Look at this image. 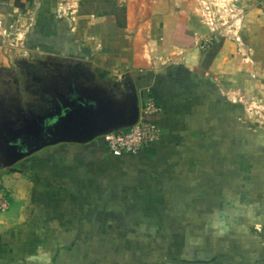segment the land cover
Instances as JSON below:
<instances>
[{"label": "crops", "instance_id": "obj_1", "mask_svg": "<svg viewBox=\"0 0 264 264\" xmlns=\"http://www.w3.org/2000/svg\"><path fill=\"white\" fill-rule=\"evenodd\" d=\"M149 1L141 24L148 0L0 8L32 59L72 57L100 87L130 74L161 131L137 155L101 136L0 165V264H264V10L240 0L237 38L202 50L188 0Z\"/></svg>", "mask_w": 264, "mask_h": 264}, {"label": "water", "instance_id": "obj_2", "mask_svg": "<svg viewBox=\"0 0 264 264\" xmlns=\"http://www.w3.org/2000/svg\"><path fill=\"white\" fill-rule=\"evenodd\" d=\"M76 78L72 81L74 88H66L54 113L44 118L43 123L31 125L27 136L22 133L15 136L16 150L26 142L29 147L19 154L3 156L2 170L12 171L16 164L46 148L97 142L103 135L129 129L138 123L140 97L130 74H126L123 82L116 84L113 90L100 86L79 88L81 85ZM118 88L123 91L121 94Z\"/></svg>", "mask_w": 264, "mask_h": 264}, {"label": "rangeland", "instance_id": "obj_3", "mask_svg": "<svg viewBox=\"0 0 264 264\" xmlns=\"http://www.w3.org/2000/svg\"><path fill=\"white\" fill-rule=\"evenodd\" d=\"M118 1L119 0H84L86 8L87 5L89 8L94 7L99 14L117 13L123 16V8H125V5ZM246 1L254 4L256 7H261L262 0ZM146 3L148 4L146 11L143 13L142 10H138L137 12L140 13L135 14V23L138 22L141 24L142 17L146 21L151 19L153 15L151 6L149 5L151 1L148 0ZM239 4L240 2L238 3L232 0H188L187 7L190 8L192 16L190 22H197L201 27L208 29L207 21L213 18L216 25H218V32H222L223 36H225L226 33L223 31L227 26H223V23L230 22V24H233L235 20L240 19L242 15L241 11H243V9ZM206 7H209V10H206ZM234 15H237V17ZM231 31H234V27ZM26 35L27 33H24L23 37L19 35L16 36L10 26H5L4 23L0 24V69L6 73L0 77V85L2 86L0 88V96L7 92V96H17V98H20L28 106H35L37 102L41 101L39 99L40 91L37 89L30 91V88L27 87V85L29 86V78H27V75L42 76L44 78L43 80L46 81L45 84L48 86L47 93L49 97L53 96L56 92H59V94L61 92L62 96L67 87L71 86L74 88L72 82L73 77L76 78L74 75H77L76 72H78V70H82V66L72 57L50 58L44 56L43 59L46 61L43 62L32 59L31 53L28 52L29 48L26 43H24ZM1 46L4 48L1 49ZM83 69V71H86L85 68ZM77 81L81 86H86L87 84L85 79H80L79 77ZM114 86L112 82H109L107 88L113 90L112 88H115ZM117 90L120 94L122 93L120 88ZM2 161L4 162V158L3 155L0 154L1 166L3 165Z\"/></svg>", "mask_w": 264, "mask_h": 264}, {"label": "flooded vegetation", "instance_id": "obj_4", "mask_svg": "<svg viewBox=\"0 0 264 264\" xmlns=\"http://www.w3.org/2000/svg\"><path fill=\"white\" fill-rule=\"evenodd\" d=\"M77 78L85 79L86 86L82 85L79 88H90L96 86L93 81L82 77L83 72L78 70ZM4 73L0 69V77ZM80 74V75H79ZM30 91L35 89L39 90L40 102H37L35 106H28L17 96H7L1 94L0 96V154L5 156L9 154L21 153L28 149V143H24L17 150L14 148L15 136L22 133V135H28L27 130H30L31 125L36 123L40 124L44 122V118L48 117L55 112V107L59 105L62 100L61 92H56L53 96L49 97L47 91V85L45 84L42 76L27 75ZM76 78V79H77ZM78 82V81H77ZM79 83V82H78ZM80 84V83H79ZM2 86L0 85V88ZM8 88V87H7ZM3 162V161H2Z\"/></svg>", "mask_w": 264, "mask_h": 264}, {"label": "built area", "instance_id": "obj_5", "mask_svg": "<svg viewBox=\"0 0 264 264\" xmlns=\"http://www.w3.org/2000/svg\"><path fill=\"white\" fill-rule=\"evenodd\" d=\"M235 2H240V0H232ZM261 8L264 10V0H262ZM209 10V7H206ZM233 12V10L231 9ZM237 17V15H234ZM239 16V15H238ZM239 19H236L233 24L230 22H224L223 26L227 28L223 31L226 33V37L234 36L237 38L238 34L234 30L240 28V24L237 23ZM207 26L209 30V35L205 36L200 42V47L202 50H209L215 44V41L219 37H223L222 32H218V25H216L214 19L210 18L207 21ZM231 33V34H230ZM159 111L153 98L149 97L143 106L140 114V119L136 125L133 127L106 134L102 136L104 143L108 151L114 156L122 155H137L144 151L147 147L151 146L153 142L158 140L160 136V128L152 121V117ZM10 202L4 192L3 184L0 179V213L8 210Z\"/></svg>", "mask_w": 264, "mask_h": 264}, {"label": "trees", "instance_id": "obj_6", "mask_svg": "<svg viewBox=\"0 0 264 264\" xmlns=\"http://www.w3.org/2000/svg\"><path fill=\"white\" fill-rule=\"evenodd\" d=\"M0 1L5 3V4H0V8H6L10 3H12L14 7L23 11L27 10L33 2V0H0Z\"/></svg>", "mask_w": 264, "mask_h": 264}]
</instances>
